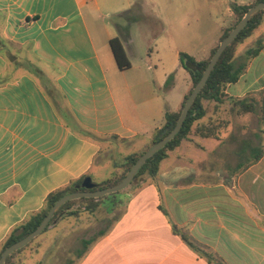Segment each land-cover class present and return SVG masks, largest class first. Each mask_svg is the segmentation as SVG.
<instances>
[{
	"label": "crops",
	"instance_id": "obj_1",
	"mask_svg": "<svg viewBox=\"0 0 264 264\" xmlns=\"http://www.w3.org/2000/svg\"><path fill=\"white\" fill-rule=\"evenodd\" d=\"M208 1L212 11L219 7L230 17L232 3L254 0ZM154 8L152 0H0V244L50 191L105 170L121 142L137 149L147 144L164 112L179 108L189 84L178 52L206 58L227 20L197 57L163 36ZM164 8L180 13L179 26L185 24L180 8ZM102 11L115 18L98 26L91 18ZM260 25L251 41L261 43L259 52L247 60L235 56L236 63L246 60L237 80L222 89L220 102L202 100L205 113L194 122L206 125L225 112L224 129L216 136L187 134L155 175H140L117 215L108 218L118 210V196L100 200L92 214L59 215L41 244L13 261L211 264L173 231L175 225L224 264H264V20ZM112 37L121 42L126 69H118L111 54ZM139 46L146 57H138ZM168 50L176 55L172 62ZM241 99L253 110L236 114ZM97 213L103 226L83 234L82 218Z\"/></svg>",
	"mask_w": 264,
	"mask_h": 264
},
{
	"label": "trees",
	"instance_id": "obj_2",
	"mask_svg": "<svg viewBox=\"0 0 264 264\" xmlns=\"http://www.w3.org/2000/svg\"><path fill=\"white\" fill-rule=\"evenodd\" d=\"M258 1H261V0H254L249 5H245V4L240 5V4L232 3L231 9H232L233 14L236 16V21H235L234 25L242 17L245 10L250 5H252ZM262 14H264V10H259V11L255 12L249 18V20L244 25V27L239 31L237 36L230 42V44H228L225 47V49L222 51L221 55L219 56L216 64L212 68L205 84L203 85V87L201 88V90L199 91L197 96L195 97L194 101L192 102V104L188 110V113L186 115V118H185L180 130L178 131V133L172 139H170L162 148H160L157 152H155L152 156L148 157L144 161V163L140 166V168L135 173V175H134L133 179L130 181V183L138 175L143 174L144 172H146L150 176H153L156 174L158 167H159V163H160L161 159L166 156L167 151L171 150L175 146H177L179 144V142L181 141V139L185 138L187 136V134H189V132L191 131V126L194 123V121L200 119L204 115L205 110L202 106L201 98H210V99H214L217 102H220V95L222 94V92H221L222 89L226 86V84H228L230 82H234L237 80V78L240 74V71L242 70V68L245 64V61L247 59H249L250 57L256 55L261 48V43L258 41L253 47L247 49L246 54L244 55V58L246 60L244 62H241V63H236V59L234 56V49H235L236 45L240 41H242L244 38H246L247 36L250 35L251 31L260 23ZM128 19L134 20V19H136V16L135 15H129ZM229 30H230V28L225 30L221 34L219 39L224 37L228 33ZM109 45H110L112 54L114 56V59L118 65V67L119 68L128 67L129 63L126 59L123 47H122L121 42L118 39V37L110 38L109 39ZM216 47H217V44L211 48L209 55L206 58L201 59V60H196L192 55L188 54L185 51H179L178 52L179 64L182 68H184L189 73V76L192 80L191 88L194 86V84L200 78L204 67L206 66L207 62L209 61V59H210L211 55L213 54V52L215 51ZM191 88L188 89V91L184 94L183 99L180 103V106L177 110H174V111L166 110L164 112L163 124L161 125V127H159L157 129V132L151 138V145L154 142H156L162 135H164L165 133H167L168 131H170L173 128V126H174V124H175V122L179 116L181 107H182L188 93L190 92ZM237 103H239L238 109H237V112H239V113L253 110L252 104H250V103L243 104V99L237 100ZM165 130H166V132L163 134V132ZM193 133L201 135V136H216L217 135L216 134L217 131H216L215 126H213V125L207 126L204 124L196 125L195 129L193 130ZM121 140H124V139H121ZM145 150H143V151H145ZM143 151H141L140 153H137V154H130L123 159V163L125 165V168H124V171L117 178L108 177V178L104 179L102 184H99L93 180L91 174H87L95 182V187L93 189L110 186V185H113V184L119 182L124 177V175L126 174L128 169L131 167V165L134 163L136 158ZM84 176H86V175H81L79 178L70 181L67 185H65L62 188H58V189L50 191L45 198L44 205L38 211L29 214V216L22 223L14 226L12 228V230L8 234L7 238L0 244V253L6 246H8L12 242L20 239L21 237H23L27 233H29L31 230H33L37 226V224L40 222V220L44 217V215L46 214V212L50 208V206L59 197H61L62 195L66 194V193H69V192H73V191H77V190H85V188L81 186V181H82ZM113 193H115V192H113ZM112 197H114V195ZM101 198H102V196H100V197H79V198L67 200L55 211V213L51 217L47 226L49 224H51L54 221V219L56 217H58V215H77V210H71V211L63 212L64 209H67L69 207V205L72 201H74L76 199L85 201L86 204L84 205V209L86 211H88L89 213H92L96 209V207L98 206ZM47 226L43 229V231L47 228ZM173 231L176 232L177 234H179L180 237L183 239V241H185L190 247L195 249L201 255L205 256L209 263H211V264H224L223 262L218 260L215 256H213L211 253H209L208 251L196 246L189 239V236L187 235V233L182 228H179L178 226L174 225ZM91 241L92 240H84V244L87 245ZM27 244H25L24 246H26ZM23 247H21L15 251H13L12 253H10L5 258L4 264H17L16 262H14L12 260V258L14 256V254L19 252L20 250H22Z\"/></svg>",
	"mask_w": 264,
	"mask_h": 264
},
{
	"label": "rangeland",
	"instance_id": "obj_3",
	"mask_svg": "<svg viewBox=\"0 0 264 264\" xmlns=\"http://www.w3.org/2000/svg\"><path fill=\"white\" fill-rule=\"evenodd\" d=\"M152 1L154 2V5H155V8L153 9V11H154L153 15L156 18L161 20V24H162V27L164 30L163 36L166 39H168L169 41H171V37L175 38V40L177 41L178 44H176L175 42H174V44L177 48H180V47L183 49L185 48V49L189 50L191 53H193L194 56H197V57L202 54V52L205 48V45H207V43H209V41L211 39H213V37H215L214 35H216L215 33L217 30V25H218V23H220V21L227 20L226 21L227 27H225L223 29V32L229 28L231 29L234 26V23L236 21V16L234 14H232L230 17H228L227 15H224V13H222V10H223L222 8H219V7L216 8L217 12L212 11V9H210L211 5H210L208 0H152ZM195 2L202 3L204 7H202V8L198 7L197 8L195 6ZM163 4H165L166 7H170L169 9H173V10H176V9L179 10V8H180L182 10V13H183L182 16L185 17V21H186L185 24L183 26H179L180 24L178 23V19L181 17L180 13H175L172 11L170 14H167L170 12V10L165 11V8L163 9ZM127 14H130V13H127ZM86 16L89 17V15L87 13H86ZM128 16L129 15H127V18H128ZM263 16H264V14H262V16H261L260 23L264 20ZM112 18L114 19L115 16H113L111 14L109 15L107 12L102 11L98 18H91V19H92L94 24L100 26L102 23H108V22L112 21ZM151 23H153L152 25H154L155 28L158 27V25H159V22L157 20L151 19ZM260 23L251 31L249 36L244 38L242 41H240L236 45V47L234 49V56H239V55L244 56L246 54L247 49H248L247 47L251 48L254 46L251 41L258 34L259 26H261ZM141 27L144 28V31H147V27H145V26H141ZM134 33L136 35H138V31H136ZM219 40L220 39H218V41L216 42L217 45H218ZM108 44H109V42H108ZM109 47H110V45H109ZM145 48H146L145 46H142V47L139 46L138 47V50L136 52L138 54V57H139V55L146 57ZM110 50H111V48H110ZM184 51H186V50H184ZM111 54H112V51H111ZM113 58H114V56H113ZM175 58H176V55L174 54V50H172L171 52L169 51L168 57H167L168 61L172 62ZM136 59L137 58L132 59L133 63H136L135 62ZM115 63H116V61H115ZM116 65H117V63H116ZM117 67H118V65H117ZM126 68L127 67H125V68H119L118 67V69H126ZM186 74H187L186 80L189 84V89H190L191 85H192V80H191L189 73L187 71H186ZM156 90L161 96L165 95L164 88H157ZM173 95H174V92H173ZM204 99L205 98H201V102ZM208 99H209L208 100L209 103H212V101H215L214 99H210V98H208ZM224 105H226V103ZM223 107H224V109L227 110V106H223ZM221 114H224L225 117L228 118V115L225 112L221 113ZM236 114H243V112H240V113L236 112ZM225 117H219L218 119H215V121L213 122L211 119L212 117L210 116L208 119V122L205 124L207 126L208 125L215 126L216 131H219V129L222 130L228 124V119ZM195 126L196 125H194V123H193L191 126V131L189 133L193 132V130L195 129ZM156 132H157V130L155 131V133ZM150 145H151V140L147 144L141 145L138 149L136 148L138 145L137 146H134L133 144L129 145L125 142L124 143L121 142L120 144H117L113 150H115L116 152H119V154L116 157L108 158L107 168L105 170H102L100 173L92 174L93 180L99 184H102L105 178H108V177L117 178V177H119L125 168V165L123 163V159L125 157L121 156L120 152H121V154L123 153L122 155H124L126 152H128L130 150H135L133 154H137V153H140L141 151L147 149ZM108 152L109 153L106 155L111 156L110 152H112V148L109 145H108ZM143 174H147V173L144 172ZM140 175H138L131 183H129L123 189H121L115 193L112 192V193H108V194H105L102 196V198L100 200H103L106 198H112L113 195L116 197L118 196L117 199L120 202L118 210L115 211L111 216L109 215L110 217H108V218H112V216H115L120 212L121 207L124 205L126 198L130 195V193L133 189L134 182L137 179H139ZM85 204H86L85 201L76 199V200L72 201L70 203L69 207L67 209H64L63 212H67V211H71V210H77V214L79 211H85V212L89 213L88 211H86L84 209ZM101 211H103V208L101 209ZM68 216H70V215H68ZM104 216L105 215L103 214L102 218H104ZM99 218H101V215L99 213H97V215H95L94 218H90V217L89 218H82L83 221H81V223H83V225L81 226V230H83V234L87 235L90 232L95 231L97 228L102 227L103 223H101L99 221ZM78 219H80V218H78ZM44 231L41 232L42 235H41V233H39L36 237H34L26 246L23 247V249H27V248L33 249L34 247L39 246L41 244L39 242V240L43 237L44 234L47 233ZM79 231H80V227H79ZM43 232H44V234H43ZM48 240H49L48 237L44 238L43 244L48 243ZM22 250H20V251H22ZM19 252L15 253V254H18ZM12 260H13V258H12Z\"/></svg>",
	"mask_w": 264,
	"mask_h": 264
},
{
	"label": "water",
	"instance_id": "obj_4",
	"mask_svg": "<svg viewBox=\"0 0 264 264\" xmlns=\"http://www.w3.org/2000/svg\"><path fill=\"white\" fill-rule=\"evenodd\" d=\"M264 10V1H258L252 5H250L245 12L243 13L242 17L236 22V24L228 31V33L222 37L218 45L211 55L209 61L207 62L206 66L203 69V72L198 79V81L194 84V86L191 88L190 92L188 93L182 107L179 113V116L173 126V128L168 131L166 130L163 132L164 135H162L156 142H154L152 145H150L145 151H143L134 161V163L131 165V167L128 169L124 177L117 183L101 187V188H95V182L91 179L89 175H86L83 177L81 181V186L85 188V190H77L73 192L66 193L59 197L55 202L50 206V208L47 210L44 217L40 220V222L37 224V226L31 230L29 233H27L25 236L21 237L20 239L12 242L8 246H6L0 253V264H4L5 258L12 253L13 251L23 247L25 244L30 242L34 237H36L39 233L43 231V229L47 226L49 223L51 217L55 213V211L67 200L79 198V197H100L108 193L116 192L124 187H126L130 181L133 179L135 173L140 168V166L144 163V161L152 156L155 152H157L160 148H162L170 139H172L180 130L186 115L188 113V110L194 101L195 97L205 84L212 68L216 64L219 56L221 55L222 51L225 49V47L230 44V42L237 36L239 31L244 27V25L247 23L249 18L257 11Z\"/></svg>",
	"mask_w": 264,
	"mask_h": 264
}]
</instances>
